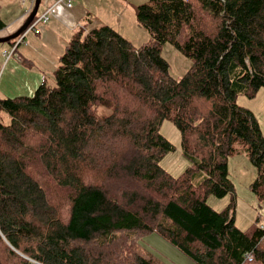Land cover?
Instances as JSON below:
<instances>
[{
	"label": "trees",
	"instance_id": "obj_1",
	"mask_svg": "<svg viewBox=\"0 0 264 264\" xmlns=\"http://www.w3.org/2000/svg\"><path fill=\"white\" fill-rule=\"evenodd\" d=\"M135 13L147 43L82 26L52 84L43 74L32 95L0 99V264H158L138 246L149 233L197 264H264L263 213L236 226L227 165L242 145L262 206L264 135L237 97L264 87V0H148ZM164 42L192 60L179 78ZM164 120L189 163L178 176L160 164L175 149ZM210 194L231 198L217 210Z\"/></svg>",
	"mask_w": 264,
	"mask_h": 264
},
{
	"label": "rangeland",
	"instance_id": "obj_2",
	"mask_svg": "<svg viewBox=\"0 0 264 264\" xmlns=\"http://www.w3.org/2000/svg\"><path fill=\"white\" fill-rule=\"evenodd\" d=\"M147 1L148 0H72L74 10L80 9V11H82V7L85 6L89 13V15L81 21L77 30L82 26L88 30L106 24L120 31V33L123 34L125 38L129 39L135 46L147 43L151 39V36L144 28L139 26L135 13V7ZM53 2V0H48V2L45 3L42 2L39 6L37 16L41 15L47 5H51ZM0 5V8L3 9V11H0L2 14L1 18L8 22L9 19L13 18V16L10 15L11 3L1 0ZM27 5L29 4L27 3ZM62 10H65L64 6L59 7L57 14H62ZM57 14L54 17H57ZM50 19L52 20V18ZM48 27L47 23L40 24V35L34 34L33 31L28 32L30 34L28 36L26 35L24 43L19 45L18 49L23 47L25 43L27 44L29 40L30 43L26 46V52L33 60H30V66H24L26 68H37L41 70L48 84H52L53 79L51 78V72L53 67L58 64V58L64 50L63 47L65 43L62 41L63 43L59 46L54 43V45L50 43V45L47 46L44 42L48 35ZM70 38L71 36L68 40H70ZM4 47L8 49L10 45L0 43V71L6 64L5 56L2 54V49ZM18 52L19 50L15 52V55H17ZM161 55L168 61L169 73L174 78L181 77L192 64L190 58L182 54L179 49L169 42L161 44ZM16 59L19 61L21 60L18 56ZM45 60L48 61L47 64L44 63ZM38 65H41L42 68ZM38 84L39 83L31 87L22 82H18V80L7 81L5 84L2 80L0 82V99L17 95H32ZM22 87L26 93L18 94L17 90H20ZM237 103L254 113L264 135V87H261L255 96L251 98L245 95H239L237 97ZM0 120L4 123L9 121L8 114L2 110H0ZM159 130L160 133L175 146L173 151L163 156L160 164L170 174L178 176L189 165L188 161L181 154L179 132L170 120L162 121ZM227 165L228 175L233 183L235 191V224L240 229L247 230L251 227L258 210H261V213H263L262 220H264V204L258 206L259 203L249 188V184L256 178L257 169L250 161L246 150L240 144L236 145V152L228 157ZM230 198V194L223 198H217L210 194L207 196V204L217 210H221L228 204ZM138 246L142 253L152 257L158 264H197L157 233H149L142 236L138 241Z\"/></svg>",
	"mask_w": 264,
	"mask_h": 264
},
{
	"label": "crops",
	"instance_id": "obj_3",
	"mask_svg": "<svg viewBox=\"0 0 264 264\" xmlns=\"http://www.w3.org/2000/svg\"><path fill=\"white\" fill-rule=\"evenodd\" d=\"M4 1L7 3L8 2L11 3V6H10L11 14L10 15L13 16V18L9 19L8 22H6L3 19L5 22V26L2 29H0V36L8 35V34L14 32L18 27H20L22 25L23 21L25 20V18L27 17L28 11L30 10V6H31V0H4ZM53 1L55 2L56 0H53ZM47 2H48V0H47ZM27 3L29 5H27ZM47 6H49V5H47ZM60 6L65 7V10H62V14H60V13L57 14V12H56L55 14H53L50 17V18H52V20L49 19V21L47 22V24L49 26L47 28L48 35L45 38L46 41L44 42L47 46L50 45V43H52V45L55 44V45L59 46L63 43L62 41H64V43H65L64 46H65L66 41L67 42L69 41L68 40L69 37L72 36V34L77 30L81 21L83 19H85V17L87 15H89V13L87 12V8L85 6L82 7V9H83L82 11H80V9L74 10L72 0H71V7H66L63 3ZM58 9H57V11H58ZM1 10L3 11V9L0 8V11ZM56 14H57V17H54ZM0 15L2 17L1 13H0ZM31 31L32 30H28V32H31ZM28 32L26 33L27 36L30 34ZM40 34H41V28H40V32L38 33V35H40ZM26 35H25V37H26ZM25 37H24V40H25ZM28 43H30L29 40H28L27 44L25 43V45H23V47H21L19 49L17 48V51L19 50L17 55H13L12 57H9L8 59L5 58L6 64L2 67V69L0 71L1 72L0 73V82L3 80L4 84H5L7 81L18 80V82H22L23 84H27L31 87H34L37 83H40V81L43 78L42 71L37 69V68H35V69L26 68L24 66V64L30 63V60H33L32 58H30L28 56V54L26 52V49H27L26 46L28 45ZM6 44H9V43H6ZM20 45H22V44H20ZM4 49H7V48L4 47L2 49V51ZM63 49H64V47H63ZM58 55H60V54H58ZM17 56L21 58L20 61L16 59ZM24 59H27L29 62H24L23 61ZM35 63H36V61H35ZM44 63L47 64L48 61L45 60ZM38 66L42 68L41 65H38ZM17 91H18L17 92L18 94L26 93L23 87Z\"/></svg>",
	"mask_w": 264,
	"mask_h": 264
},
{
	"label": "built area",
	"instance_id": "obj_4",
	"mask_svg": "<svg viewBox=\"0 0 264 264\" xmlns=\"http://www.w3.org/2000/svg\"><path fill=\"white\" fill-rule=\"evenodd\" d=\"M33 1L31 0V6H30V10L33 6ZM42 2H47V0H41ZM64 4L66 7H71V0H56L54 3H52L51 5L47 6L46 9L41 13V15L37 16V14L34 16V18L32 19L28 29L23 32L20 36H18L17 38L14 39V43L10 45V47L8 49H5L2 51L3 56H5L6 59H8L9 57H12L13 55H15V52L17 51L16 49L18 48V46L22 43H24V37L26 35V33L28 32V30H32L35 34H38L39 31V25L40 24H45L49 21L50 17L55 14L57 12V9L59 8V6L61 4ZM30 10L28 11V13L30 12ZM261 228L264 230V220H262V222L260 223ZM251 256H248L247 259L251 260Z\"/></svg>",
	"mask_w": 264,
	"mask_h": 264
},
{
	"label": "water",
	"instance_id": "obj_5",
	"mask_svg": "<svg viewBox=\"0 0 264 264\" xmlns=\"http://www.w3.org/2000/svg\"><path fill=\"white\" fill-rule=\"evenodd\" d=\"M40 3H41V0H34L33 6L31 8L30 12L28 13L27 17L23 21L22 25L20 27H18L14 32H12L8 35H5V36H0V43H8L12 39L17 38L19 35H21L23 32H25L28 29V27H29L32 19L34 18V16L37 14Z\"/></svg>",
	"mask_w": 264,
	"mask_h": 264
}]
</instances>
